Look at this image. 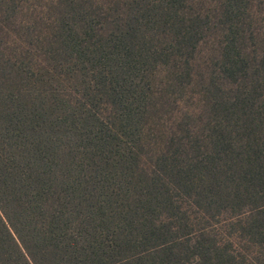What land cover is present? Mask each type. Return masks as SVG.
<instances>
[{
  "label": "trees",
  "instance_id": "1",
  "mask_svg": "<svg viewBox=\"0 0 264 264\" xmlns=\"http://www.w3.org/2000/svg\"><path fill=\"white\" fill-rule=\"evenodd\" d=\"M0 264H264V0H0Z\"/></svg>",
  "mask_w": 264,
  "mask_h": 264
}]
</instances>
